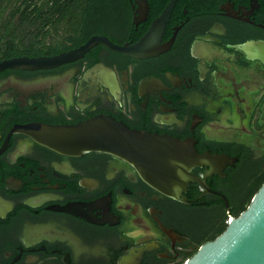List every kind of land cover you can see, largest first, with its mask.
<instances>
[{
    "label": "flooded vegetation",
    "instance_id": "1",
    "mask_svg": "<svg viewBox=\"0 0 264 264\" xmlns=\"http://www.w3.org/2000/svg\"><path fill=\"white\" fill-rule=\"evenodd\" d=\"M169 1L62 0L35 21L4 23L0 62L93 37L148 38L157 51L134 57L97 44L51 69L0 71V264H185L264 183V62L252 47L264 44V0H176L156 25ZM26 27L28 51L11 45ZM100 115L232 162L194 166L184 185L175 166L64 156L10 134Z\"/></svg>",
    "mask_w": 264,
    "mask_h": 264
},
{
    "label": "water",
    "instance_id": "2",
    "mask_svg": "<svg viewBox=\"0 0 264 264\" xmlns=\"http://www.w3.org/2000/svg\"><path fill=\"white\" fill-rule=\"evenodd\" d=\"M176 0H170L156 21H167ZM97 44L127 56L145 57L157 49L148 38L135 46H118L103 37H93L77 49L51 57H17L0 62L5 69H51L81 58ZM256 56L264 62V44L252 46ZM10 134L29 138L35 144L64 156H81L86 153H103L131 164L139 170H156L175 166L181 181L194 166L213 160L231 163L228 156L199 155L193 146L164 135L130 129L109 116H95L76 124H47L32 122L16 125ZM165 192V189H161ZM185 264H264V183L252 196L246 209L227 223L225 230L214 240L201 245Z\"/></svg>",
    "mask_w": 264,
    "mask_h": 264
},
{
    "label": "trees",
    "instance_id": "3",
    "mask_svg": "<svg viewBox=\"0 0 264 264\" xmlns=\"http://www.w3.org/2000/svg\"><path fill=\"white\" fill-rule=\"evenodd\" d=\"M36 4H38L40 7L37 8L34 17L28 16L30 15V12L32 10L29 9L28 11L24 12L25 8H28L29 6L36 5ZM63 4L71 5V4H76V2H73V0H64ZM10 5H13L14 8L12 10L7 11V7H9ZM48 5L55 6V7L60 6L62 5V0H37V1L35 0H0V45L2 44V38L4 39V37H7L6 31L8 29L4 25L5 22L11 21L15 15H22V14L24 16V19H28L29 21H35L39 19V17L47 10ZM28 30H29V27L18 30V32L15 33V42L12 41L11 45H14L15 48L21 47L22 50L28 51V48L32 45V39L28 36ZM257 190L258 189H253L251 191V194H250L251 198L256 193ZM249 202L250 200H246V203L237 212L236 216H238L242 211L246 209Z\"/></svg>",
    "mask_w": 264,
    "mask_h": 264
},
{
    "label": "rangeland",
    "instance_id": "4",
    "mask_svg": "<svg viewBox=\"0 0 264 264\" xmlns=\"http://www.w3.org/2000/svg\"><path fill=\"white\" fill-rule=\"evenodd\" d=\"M16 7V6H15ZM14 8V6L13 5H10L9 7H7V11L8 10H12ZM8 14V13H7ZM7 14H6V16H7ZM13 15H15V14H13ZM27 15V14H26ZM28 16H30V15H28ZM27 16V17H28ZM13 17V16H12ZM42 20H47V18L45 17V16H43V18H42ZM11 21H25V23L27 22V21H29L28 19H24V16H23V14L22 15H15L14 17H13V19L11 20ZM8 23V22H7ZM36 34L37 33H34V35L36 36ZM9 35V34H8Z\"/></svg>",
    "mask_w": 264,
    "mask_h": 264
},
{
    "label": "built area",
    "instance_id": "5",
    "mask_svg": "<svg viewBox=\"0 0 264 264\" xmlns=\"http://www.w3.org/2000/svg\"><path fill=\"white\" fill-rule=\"evenodd\" d=\"M231 220H232V218H229L227 223H229Z\"/></svg>",
    "mask_w": 264,
    "mask_h": 264
}]
</instances>
